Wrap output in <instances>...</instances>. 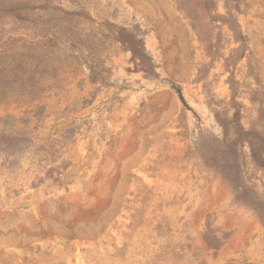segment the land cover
Here are the masks:
<instances>
[{"label": "rangeland", "instance_id": "obj_1", "mask_svg": "<svg viewBox=\"0 0 264 264\" xmlns=\"http://www.w3.org/2000/svg\"><path fill=\"white\" fill-rule=\"evenodd\" d=\"M0 264H264V0H0Z\"/></svg>", "mask_w": 264, "mask_h": 264}, {"label": "crops", "instance_id": "obj_2", "mask_svg": "<svg viewBox=\"0 0 264 264\" xmlns=\"http://www.w3.org/2000/svg\"><path fill=\"white\" fill-rule=\"evenodd\" d=\"M234 244H236V242L233 243V247L231 245H229L228 248H226L224 251L222 250L221 253H220V257H219V261L220 263H223L224 261H226L228 259L229 256V251H230V254H232V256L235 254L236 250L234 248ZM232 247V248H231ZM245 253L248 255L249 254V257L251 258H248V261H252L254 263H258L260 262V258L262 257L261 255V251L259 250H256L254 248V245L252 244L250 247H248L247 249H245Z\"/></svg>", "mask_w": 264, "mask_h": 264}]
</instances>
